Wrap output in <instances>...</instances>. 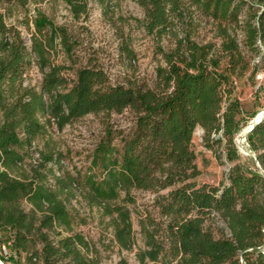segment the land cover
I'll list each match as a JSON object with an SVG mask.
<instances>
[{"label": "trees", "instance_id": "trees-1", "mask_svg": "<svg viewBox=\"0 0 264 264\" xmlns=\"http://www.w3.org/2000/svg\"><path fill=\"white\" fill-rule=\"evenodd\" d=\"M41 1L0 0V247H8V261L100 264L67 207L75 190L110 218L116 244L132 249L124 203L134 201V189L155 194L157 213L141 223L139 264H264V119L247 134L243 156L235 139L243 109L233 79L255 74L252 55L264 62V0H135L149 33L175 35L174 45L160 50L154 86L137 78L112 82L99 64L77 65L67 28L40 11L29 47L6 17ZM63 1L75 17L88 12L87 0ZM194 14L213 23L219 44L192 39ZM61 52L65 61L56 62ZM121 52L134 58L127 40ZM33 64L42 75L38 84L26 81ZM126 110L131 126L115 127L111 114ZM90 113L103 116L102 132L87 164L64 170L61 152L50 140L40 148L39 140ZM198 128L203 146L229 164L217 185L197 180ZM27 158L36 161L29 170L22 168Z\"/></svg>", "mask_w": 264, "mask_h": 264}, {"label": "rangeland", "instance_id": "rangeland-1", "mask_svg": "<svg viewBox=\"0 0 264 264\" xmlns=\"http://www.w3.org/2000/svg\"><path fill=\"white\" fill-rule=\"evenodd\" d=\"M87 2L88 12L79 17L72 14L63 0H44L29 2L26 9L13 10L11 14H7L6 19L8 23L15 24L21 30L26 44L30 47L35 32L32 18L37 11H40L55 24L67 28L72 41L75 42L72 52L77 65L87 62L99 64L112 82H125L129 78H137L154 86L155 69L163 63L160 50L161 48L168 50L174 45V32L162 36L149 33L144 27L143 10L135 0H105L104 6L100 0H87ZM194 16L197 23L188 29L192 39L201 44L208 42L219 44L220 39L215 37L213 23L198 14ZM182 33L181 30L178 31L179 35ZM238 39L242 41L240 34ZM125 40L134 51L132 59L121 52V45ZM249 60L251 64L256 65L255 74L252 75L251 71H247L243 75L233 77L234 93L243 109L244 121L235 138L243 156L249 152L246 139L242 137L243 131L256 115H262L264 119V62L260 55H252ZM61 61H65L62 52L56 58V62ZM66 62L70 64L69 61ZM41 77L38 66L33 64L26 74V81L38 84ZM102 118V115L87 114L65 126L61 131H52L44 139L39 140V147L43 148L45 140H50L51 147L62 154L61 165L64 170H71L73 166L82 167L87 164L88 154L102 132ZM132 119L133 114L129 110L119 114L113 113L110 116L114 126L123 129L131 126ZM202 134L203 132L198 128L193 136L194 148L198 153L197 163L201 169V175L197 180L217 185L225 179L229 164L224 158H217L211 150L203 146ZM35 163L36 161L27 158L22 168L29 170ZM48 165L51 163L49 162ZM54 167L57 168L56 165ZM131 195L134 201L124 204L131 214L134 234L132 249L120 248L116 244L110 218L103 216L101 208L97 205H91L82 190H75V195L66 201L68 209L75 216L76 231L85 235L98 250L100 264H117L120 259H125L127 264H139L136 252L138 248L144 246L141 223L147 214L157 216L153 206L155 194L133 189ZM123 197L124 192L117 201L121 202ZM25 206L29 207L26 203ZM0 254L7 258V260L0 258V264H14L8 261L11 260V254L4 243L0 247Z\"/></svg>", "mask_w": 264, "mask_h": 264}, {"label": "water", "instance_id": "water-1", "mask_svg": "<svg viewBox=\"0 0 264 264\" xmlns=\"http://www.w3.org/2000/svg\"><path fill=\"white\" fill-rule=\"evenodd\" d=\"M263 117L262 115H256L255 117H253L250 125L243 131L242 137L243 139H246L247 134L255 127L256 124H258L260 121H262ZM201 131H203L200 128Z\"/></svg>", "mask_w": 264, "mask_h": 264}, {"label": "bare ground", "instance_id": "bare-ground-1", "mask_svg": "<svg viewBox=\"0 0 264 264\" xmlns=\"http://www.w3.org/2000/svg\"><path fill=\"white\" fill-rule=\"evenodd\" d=\"M258 116H259V114H258Z\"/></svg>", "mask_w": 264, "mask_h": 264}]
</instances>
